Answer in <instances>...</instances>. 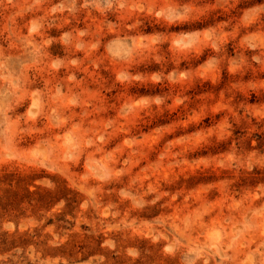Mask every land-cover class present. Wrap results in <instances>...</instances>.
<instances>
[{
	"label": "rangeland",
	"instance_id": "obj_1",
	"mask_svg": "<svg viewBox=\"0 0 264 264\" xmlns=\"http://www.w3.org/2000/svg\"><path fill=\"white\" fill-rule=\"evenodd\" d=\"M0 264H264V0H0Z\"/></svg>",
	"mask_w": 264,
	"mask_h": 264
}]
</instances>
